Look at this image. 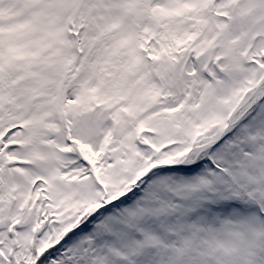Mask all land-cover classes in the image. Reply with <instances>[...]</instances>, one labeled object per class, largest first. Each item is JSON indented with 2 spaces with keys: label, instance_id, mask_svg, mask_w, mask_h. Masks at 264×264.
Here are the masks:
<instances>
[{
  "label": "snow or ice",
  "instance_id": "6c2138e0",
  "mask_svg": "<svg viewBox=\"0 0 264 264\" xmlns=\"http://www.w3.org/2000/svg\"><path fill=\"white\" fill-rule=\"evenodd\" d=\"M0 264H264V0H0Z\"/></svg>",
  "mask_w": 264,
  "mask_h": 264
}]
</instances>
